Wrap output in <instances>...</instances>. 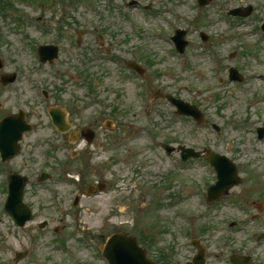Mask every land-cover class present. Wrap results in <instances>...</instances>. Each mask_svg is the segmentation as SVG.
<instances>
[{
  "label": "rangeland",
  "instance_id": "1",
  "mask_svg": "<svg viewBox=\"0 0 264 264\" xmlns=\"http://www.w3.org/2000/svg\"><path fill=\"white\" fill-rule=\"evenodd\" d=\"M131 1L135 7H128ZM88 3L94 12L86 10ZM112 3L125 8L112 11ZM247 5L253 13L244 25L226 14ZM262 21L264 0H211L204 8L195 0H0V74H17L13 85H0V119L21 109L32 126L20 153L0 165V264L30 248L2 214L3 175L35 180L41 171L51 175L48 184H31L24 196L34 213L28 230L36 236V250L18 264H42V258L44 264H103L70 237L78 215L89 224L86 238L103 244L113 232H125L140 239L157 264L190 260V240L205 249L207 264H228L235 253L264 264V137L256 134L264 123V79L252 77L264 74V37L257 34ZM176 29L187 31L180 56L170 41ZM44 44L59 48L51 65L37 62L35 49ZM127 62L144 69V80L124 68ZM231 67L243 76L238 85L227 80ZM153 91L194 104L204 124L176 117ZM48 108L65 114L75 139L69 130L57 141ZM87 128L95 132L90 146L77 136ZM181 144L228 157L240 185L207 205L213 170L203 160L182 164L176 153L166 156L162 149ZM67 174L80 182L64 184ZM99 181L108 185L106 193L84 198L81 212L70 208L73 193ZM42 221L48 226L38 230ZM52 227L60 229V238L51 236ZM60 243L76 263L55 249Z\"/></svg>",
  "mask_w": 264,
  "mask_h": 264
},
{
  "label": "water",
  "instance_id": "2",
  "mask_svg": "<svg viewBox=\"0 0 264 264\" xmlns=\"http://www.w3.org/2000/svg\"><path fill=\"white\" fill-rule=\"evenodd\" d=\"M201 4H205L202 1ZM250 8L244 15L250 13ZM231 14H238L236 10ZM184 33H182L183 35ZM182 47V46H181ZM57 49L55 47H41L39 48V55L41 61H51L56 58ZM1 66V64H0ZM232 78H238L233 75ZM14 81L12 76L9 82ZM6 83L7 80H4ZM169 101L178 107L179 113L193 116L197 121H201L199 112L187 104H183L178 100L172 99L170 96H165ZM30 127L26 126L23 122L22 114L16 117H9L4 119L0 123V152L3 160L11 158L18 151L17 141L20 139L21 134L24 131H29ZM167 152H170V148H166ZM185 154L182 155V160H186L190 157H198L197 153H193L191 150H183ZM208 161L215 167L217 173V182L214 186H211L208 190V199H216L222 192H225L230 187L238 184V178L235 173V167L230 161L214 153L207 152ZM10 190L6 209L12 212L18 220L26 216V208L21 205L22 188L24 186V178L12 175L10 178ZM26 211H25V210ZM19 221V220H18ZM22 224V221H19ZM124 243V246L122 245ZM105 256L109 259L111 264H153L149 262L144 252L138 248L135 242L131 241L126 237L116 236L109 243L108 248L105 252ZM196 264L203 263L202 252L196 258ZM233 264H248V258L237 257L231 259Z\"/></svg>",
  "mask_w": 264,
  "mask_h": 264
},
{
  "label": "flooded vegetation",
  "instance_id": "3",
  "mask_svg": "<svg viewBox=\"0 0 264 264\" xmlns=\"http://www.w3.org/2000/svg\"><path fill=\"white\" fill-rule=\"evenodd\" d=\"M79 135H81V136H82V135H83V133H82V132H79ZM17 264H18V263H17ZM38 264H40V263H38Z\"/></svg>",
  "mask_w": 264,
  "mask_h": 264
}]
</instances>
